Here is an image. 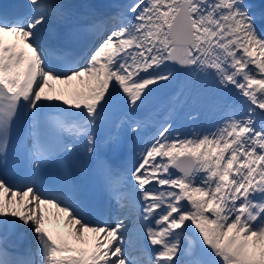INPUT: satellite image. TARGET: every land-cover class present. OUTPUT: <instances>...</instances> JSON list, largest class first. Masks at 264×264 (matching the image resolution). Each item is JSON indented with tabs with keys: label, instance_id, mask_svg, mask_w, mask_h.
<instances>
[{
	"label": "snow or ice",
	"instance_id": "1",
	"mask_svg": "<svg viewBox=\"0 0 264 264\" xmlns=\"http://www.w3.org/2000/svg\"><path fill=\"white\" fill-rule=\"evenodd\" d=\"M28 5L0 12V158L11 148L27 165L0 175V264H264V0H130L86 25L94 39L80 51L56 30L60 0ZM197 83L211 84L219 114L186 133L170 116ZM168 85L167 114L115 172L98 156L110 110L136 135L135 113ZM106 143L121 151L119 135ZM78 149L127 209L114 226L81 197L68 163ZM61 220L67 234L47 226ZM13 233L23 251H9Z\"/></svg>",
	"mask_w": 264,
	"mask_h": 264
},
{
	"label": "bare ground",
	"instance_id": "2",
	"mask_svg": "<svg viewBox=\"0 0 264 264\" xmlns=\"http://www.w3.org/2000/svg\"><path fill=\"white\" fill-rule=\"evenodd\" d=\"M69 1H76V0H69ZM118 1H122V0H118ZM80 2V1H77V3ZM126 5L125 3H121V8ZM56 89H58V87H56ZM62 90V89H61ZM70 91V90H69ZM196 89L194 88V86L192 85L191 87V92L185 96H190V101H187V110L186 111H190L187 115L184 114V112H178L175 116V118L177 119V122H179V128H188L187 126L189 127H198V123L200 122L201 124H205L206 122H208L210 119H211V115L215 112L216 108H212L211 109V113L209 115H207V110H208V107L210 106L207 102H202L201 104L200 103H197L196 101V97H195V94H196ZM160 94V93H159ZM157 94V96L159 95ZM198 101H201V99H197ZM212 102H210L211 104ZM181 113V114H180ZM190 117H195L194 120H192L190 122ZM189 120V121H188ZM104 125L101 126V128L103 127ZM108 134V133H107ZM102 138L99 139V141H101ZM130 146V145H129ZM132 147V146H131ZM138 152V148H135L134 149V155L137 154ZM51 224H55L57 225V223L55 221L51 222ZM59 225H61L63 228H65L63 226V223H62V220L61 222L59 223ZM15 233L11 234L12 236L14 235ZM10 237H8V243L10 241ZM34 244V243H33Z\"/></svg>",
	"mask_w": 264,
	"mask_h": 264
},
{
	"label": "rangeland",
	"instance_id": "3",
	"mask_svg": "<svg viewBox=\"0 0 264 264\" xmlns=\"http://www.w3.org/2000/svg\"><path fill=\"white\" fill-rule=\"evenodd\" d=\"M197 86L200 88V89H204V95L206 98L209 97V94H208V91H207V88H206V85L205 84H200V83H197ZM209 87L213 90L211 84L209 83Z\"/></svg>",
	"mask_w": 264,
	"mask_h": 264
}]
</instances>
